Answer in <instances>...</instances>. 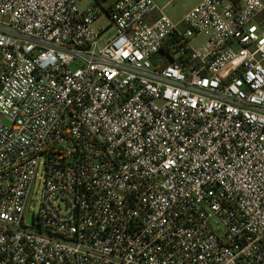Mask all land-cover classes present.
I'll list each match as a JSON object with an SVG mask.
<instances>
[{"label": "built area", "instance_id": "1", "mask_svg": "<svg viewBox=\"0 0 264 264\" xmlns=\"http://www.w3.org/2000/svg\"><path fill=\"white\" fill-rule=\"evenodd\" d=\"M81 1L0 0V264H264V2Z\"/></svg>", "mask_w": 264, "mask_h": 264}, {"label": "rangeland", "instance_id": "2", "mask_svg": "<svg viewBox=\"0 0 264 264\" xmlns=\"http://www.w3.org/2000/svg\"><path fill=\"white\" fill-rule=\"evenodd\" d=\"M201 0H157L160 6H165L164 12L170 16L174 21L180 20L188 10L197 5ZM91 0H82L80 6L84 7L89 4ZM166 4V5H165ZM110 22L108 15L104 14L102 18L97 22V26L99 27L101 24H108ZM206 39L205 34H201L198 37L194 38L192 41V45L194 47L200 46ZM44 184V167L42 166L40 169V173L38 179L34 185L35 192L37 193L35 196L36 201H40L41 194L40 191Z\"/></svg>", "mask_w": 264, "mask_h": 264}, {"label": "trees", "instance_id": "3", "mask_svg": "<svg viewBox=\"0 0 264 264\" xmlns=\"http://www.w3.org/2000/svg\"><path fill=\"white\" fill-rule=\"evenodd\" d=\"M164 52H167L169 55L171 54L169 50L163 49Z\"/></svg>", "mask_w": 264, "mask_h": 264}, {"label": "crops", "instance_id": "4", "mask_svg": "<svg viewBox=\"0 0 264 264\" xmlns=\"http://www.w3.org/2000/svg\"><path fill=\"white\" fill-rule=\"evenodd\" d=\"M155 1L157 2V0H155ZM262 1L264 2V0H262ZM157 3H158V2H157ZM165 5H166V4H165ZM188 11H189V10H188ZM188 11H187V12H188ZM187 12H186V13H187Z\"/></svg>", "mask_w": 264, "mask_h": 264}]
</instances>
